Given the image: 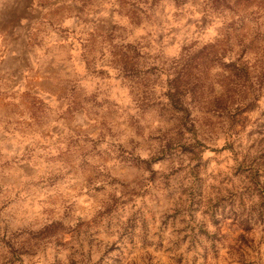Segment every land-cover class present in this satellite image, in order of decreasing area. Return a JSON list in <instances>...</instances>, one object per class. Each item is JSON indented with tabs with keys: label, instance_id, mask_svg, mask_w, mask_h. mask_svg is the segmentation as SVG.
I'll use <instances>...</instances> for the list:
<instances>
[{
	"label": "clouds",
	"instance_id": "1",
	"mask_svg": "<svg viewBox=\"0 0 264 264\" xmlns=\"http://www.w3.org/2000/svg\"><path fill=\"white\" fill-rule=\"evenodd\" d=\"M135 3L0 30V264H264V0Z\"/></svg>",
	"mask_w": 264,
	"mask_h": 264
},
{
	"label": "rangeland",
	"instance_id": "2",
	"mask_svg": "<svg viewBox=\"0 0 264 264\" xmlns=\"http://www.w3.org/2000/svg\"><path fill=\"white\" fill-rule=\"evenodd\" d=\"M122 5H131L128 7L127 11L130 16L134 19H138L137 13L140 11L135 0H120ZM30 7V0H11L9 6L0 9V30H8L9 34H12V30L19 26V20L23 16H31L28 9ZM116 26H111L110 28H105L103 24L99 26L98 31L100 33L107 32V38L110 40L112 38V32ZM95 37H93L92 42L95 43ZM87 47V45H86ZM126 57V53L122 54ZM46 72H55L56 69L47 68ZM45 86L49 85V82L46 80Z\"/></svg>",
	"mask_w": 264,
	"mask_h": 264
}]
</instances>
